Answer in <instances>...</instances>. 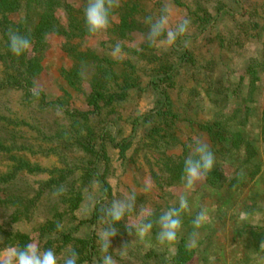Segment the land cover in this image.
<instances>
[{
    "label": "trees",
    "instance_id": "obj_1",
    "mask_svg": "<svg viewBox=\"0 0 264 264\" xmlns=\"http://www.w3.org/2000/svg\"><path fill=\"white\" fill-rule=\"evenodd\" d=\"M169 1L186 6L182 0ZM231 1L237 8L215 0L213 11L203 5L189 10L193 32L188 31L175 45L157 52L155 45L147 40L149 27L145 18L158 17L164 0H119V7L111 13L110 27L99 35L87 31L84 18L87 0H0V164L3 167H0V208L6 211L0 220V250L36 243L41 250L53 249L59 264H63L61 257L68 248L78 253V264H102L97 237V231L104 226L100 222L101 209L115 199L124 198L110 181L115 176L114 162L121 168L120 174H125L135 169L137 157L143 152L146 160H153L150 174L161 190L164 186L181 184L184 160L193 140L190 144L181 140L180 122L193 132L203 133V141L216 157L213 170L204 179L207 185L235 190L258 172L259 152L253 141L258 139L264 146V104L252 107L244 104L231 117L217 116L203 121L181 117L172 97L174 89L182 87L184 80L201 84L203 77L210 76L209 66L215 65L211 59L207 63L198 60L182 43L184 39L197 40L224 16L232 17L243 34L257 29L255 20H249L252 29H243L236 19L248 0ZM9 28L30 39V52L19 57L11 53ZM255 32L252 36H259V30ZM135 33L143 39L140 48L124 44ZM55 39L59 40L66 65L59 69L58 94L50 98L38 86L37 78L43 71L45 53ZM218 39L223 47L225 40L221 36ZM118 43L124 54L119 59L107 53ZM261 53L262 59L246 68L250 83L257 82L260 74H264V44ZM131 55L151 65L143 88ZM205 72L206 75H199ZM235 86L233 90L238 93ZM200 87L206 98H211L209 86ZM33 90L39 91L38 99L33 96ZM136 90L154 93L153 105L124 118L118 106ZM10 92L19 95L27 116L1 106V97ZM217 94H222L220 89ZM77 95L82 97L84 109L74 104ZM58 106L63 110L59 116ZM253 119L258 129L257 139L247 137L239 129ZM122 123L128 124L127 133ZM177 147V152H170ZM111 149L116 153L114 158ZM29 154L56 155L58 164L41 166L31 161ZM226 159L236 162V171L229 179L220 164V160ZM38 174L47 177L29 180L30 175ZM61 186L63 194L54 195ZM261 197V201L254 199L247 205L255 218L242 221L237 229V237L250 255H264V247L260 246L264 243V189ZM163 198V204L149 209L136 197L137 210L130 216V222H139L141 205L152 212L148 217L152 221L163 210L178 207L179 199L169 203ZM181 218L182 228L191 230L196 216L185 211ZM25 224L26 231L20 229ZM128 224L125 217L114 225L117 235L111 240L109 254L117 264H189L197 258V248L188 247L184 237L176 251L169 253L157 239L146 246ZM158 231L154 225L152 232L157 235ZM126 245V256L121 258L118 250Z\"/></svg>",
    "mask_w": 264,
    "mask_h": 264
},
{
    "label": "rangeland",
    "instance_id": "obj_2",
    "mask_svg": "<svg viewBox=\"0 0 264 264\" xmlns=\"http://www.w3.org/2000/svg\"><path fill=\"white\" fill-rule=\"evenodd\" d=\"M182 1L186 3V6H178L168 0L172 8V26H175L183 18H188L191 21L192 16L188 12L189 10H195L198 5L206 6L209 11H213L215 6V0ZM223 1L230 7L237 8V4L231 0ZM243 7V12L240 9L242 13H239L236 19L239 24L241 23L243 29H252V24L249 20H255L257 22L255 31L259 30V36L258 34L255 37L252 36V33H256L254 30H250L251 32L248 30V33L243 34L242 30L237 28V23H234L232 17L224 16L218 20L211 31H206L197 40L184 39L182 42L192 50L198 60H201V62L205 60V63L213 60L215 65L209 66L210 76L203 77L201 84H198L199 86L189 80L187 82L184 80L182 87L174 89L172 95L174 107L176 111H179L181 117H193L203 121L217 116L226 118L231 117L233 111L238 108L241 109L244 104L249 107L262 106L264 104V74H260V79L257 82L250 83V75L246 71L251 62L255 64L259 58L262 59L264 0H248ZM193 29H195L194 26L190 24L189 33H192ZM219 36L225 40L223 47L219 46ZM142 43L143 39L140 34L135 33L133 39L126 41L124 44L140 48ZM168 48L169 45L166 43L155 45L157 52L165 51ZM107 53H110L113 57L112 51ZM122 57H124V54ZM131 59L136 64V72L140 76L139 82L141 88H143L149 77L148 68L151 65L146 63L145 59L134 55H131ZM65 65L66 60L60 48L59 40H52L45 53L43 71L37 78L38 86L44 89L50 98L58 94L60 83L59 69ZM200 74L203 76L204 74L206 75V72ZM201 85L209 86L212 99L206 98L200 87ZM234 86L237 87L238 93L233 90ZM217 89H220L221 95L217 94ZM77 96L79 98H75L74 104L80 109H84L82 97L80 95ZM154 100L155 94L149 90L132 91L130 96L118 106V110L125 118L128 114H136L149 109L153 105ZM5 105L11 111L17 112V115L27 116L26 110L22 109L17 93L10 92L3 95L1 97V106ZM240 109L238 110L240 111ZM178 125L180 127L181 140L189 144L193 137L205 140L203 133L191 131L187 124L180 122ZM122 126L124 132L127 133L129 130L128 124L122 123ZM239 129L247 137L258 138L255 119L249 125L239 126ZM253 142L259 152L257 162L260 167L252 178H248L244 186L235 190L229 191L225 186L222 188L211 187L205 183L204 179L190 192L184 191L182 183L170 187L164 186L161 190L150 174V164L153 160L152 158L146 160L143 157V152H140L137 157V162L134 165L135 169L125 174H120L121 168L118 167L117 162H114L113 165L116 168L115 176L111 177L110 181L115 190L119 191L123 196L135 194L136 197L142 199L141 203L149 209H153L157 204H163V197L169 203H174L179 199L180 194H184L190 206L189 216H197L201 210H206L209 219L200 229L192 228L188 230L187 228H182L178 243L161 246L165 251L173 253L176 251L182 237L188 242L189 235L193 231H197L199 233L196 247L197 258H194L189 264H264V255H250L237 237L239 224L242 221L255 218L254 214L250 215V212H248L247 205L254 202V199L261 201V194L264 189V146L258 139ZM177 149L178 147L173 148L170 152H177ZM110 154L113 158L116 157V153L112 149ZM29 158L44 167L58 164V158L53 154L48 156L29 154ZM220 162L226 176H228L227 179H229L236 171V162L229 161V159L220 160ZM1 165L0 167L3 169ZM46 177V174L30 175L29 180L44 179ZM149 182L151 187H147ZM227 182H225V185ZM94 196L91 195V198ZM5 215L6 211L0 208V220ZM20 229L26 231L28 225H21ZM156 237L157 235L151 231L144 237L138 238L146 246H150L155 242Z\"/></svg>",
    "mask_w": 264,
    "mask_h": 264
},
{
    "label": "clouds",
    "instance_id": "obj_3",
    "mask_svg": "<svg viewBox=\"0 0 264 264\" xmlns=\"http://www.w3.org/2000/svg\"><path fill=\"white\" fill-rule=\"evenodd\" d=\"M119 7V0H87L84 9V18L87 31L92 35H99L107 31L110 27L111 13L115 8ZM172 8L168 0H165L160 15L156 18L151 16L145 18V23L149 27L147 40L150 44H167L175 45L177 41L183 37L190 28L191 21L188 18L180 19L175 26L171 25ZM9 48L12 54L19 57L31 50V41L21 35L18 30L8 29ZM112 55L114 58H122V46L118 43L114 46ZM33 96L39 98V91L33 90ZM62 108L56 109V114H62ZM189 155L184 160L183 173L181 183L186 192L194 190V188L207 177L213 170L216 157L210 146L199 137H193V142L189 145ZM147 187H151L150 182ZM64 189L61 186L54 192V195L63 194ZM136 196L128 194L122 199H115L107 207L101 209L102 216L100 222L104 225L97 231L99 251L102 254V264H117V261L109 254L111 248V240L117 235V229L114 227L125 217L128 218L129 228H135L138 237H144L149 234L154 225L158 227L157 241L161 245H174L178 243L179 235L182 232V213L190 211L188 199L184 194L179 195L178 207H171L161 212L155 221L148 219L152 215L150 210H146L143 205L139 208L138 223L130 222V216L136 213ZM209 217L206 210H201L193 221V228L200 229ZM57 224V230H60ZM131 234V233H130ZM199 233L193 231L188 237V247L196 248ZM264 247V243H261ZM124 246L118 250L121 258L126 256ZM63 264H78V253L68 248L61 257ZM0 264H59L56 252L53 249L41 250L36 243H28L25 247L6 246L0 250Z\"/></svg>",
    "mask_w": 264,
    "mask_h": 264
}]
</instances>
